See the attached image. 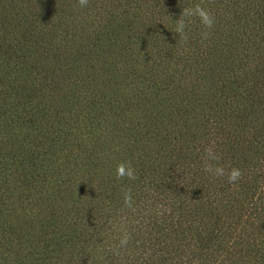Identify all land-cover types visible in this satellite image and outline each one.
Instances as JSON below:
<instances>
[{"label": "trees", "instance_id": "trees-1", "mask_svg": "<svg viewBox=\"0 0 264 264\" xmlns=\"http://www.w3.org/2000/svg\"><path fill=\"white\" fill-rule=\"evenodd\" d=\"M0 264H264V0H0Z\"/></svg>", "mask_w": 264, "mask_h": 264}, {"label": "clouds", "instance_id": "clouds-1", "mask_svg": "<svg viewBox=\"0 0 264 264\" xmlns=\"http://www.w3.org/2000/svg\"><path fill=\"white\" fill-rule=\"evenodd\" d=\"M77 3L80 7H86L89 3V0H77ZM196 17L199 19L200 23L204 26L205 29L211 30L215 25V17L210 13L209 10L204 8L200 4H195L190 7L182 8L180 18L177 19L175 26V33L183 40L185 43L188 40V35L186 32L187 23L186 18ZM210 31L202 32V37L207 39L210 36ZM220 156L216 153L213 146H208L204 149V155L202 157V168L203 171L214 176V177H226L230 184H233L242 178V172L239 168L231 167L225 168L220 165L218 161ZM216 162V163H214ZM115 176L117 180H123L127 178L128 180H135L136 170L130 161H121L116 165ZM131 193L130 190L125 193V203H131ZM121 245L127 243V236H124L120 240Z\"/></svg>", "mask_w": 264, "mask_h": 264}]
</instances>
